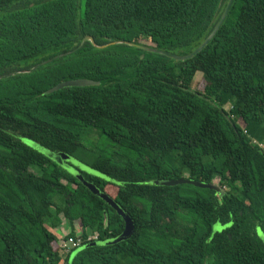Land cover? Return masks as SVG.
<instances>
[{
  "label": "trees",
  "instance_id": "16d2710c",
  "mask_svg": "<svg viewBox=\"0 0 264 264\" xmlns=\"http://www.w3.org/2000/svg\"><path fill=\"white\" fill-rule=\"evenodd\" d=\"M227 3L0 0V76L94 39L0 79V264H264V0H233L188 59L128 43L189 54ZM75 78L98 83L48 92ZM90 130L122 152L89 150ZM27 138L108 176L81 171L131 215V236L106 243L122 216ZM181 177L222 192L154 182ZM60 214L67 238L81 224L68 252Z\"/></svg>",
  "mask_w": 264,
  "mask_h": 264
},
{
  "label": "water",
  "instance_id": "95a60500",
  "mask_svg": "<svg viewBox=\"0 0 264 264\" xmlns=\"http://www.w3.org/2000/svg\"><path fill=\"white\" fill-rule=\"evenodd\" d=\"M233 3V0H228V3L218 21V23L216 24V26L214 27V29L212 30V32L206 37V39L191 53L189 54H176L173 52H169L166 50H162L159 48H156L154 46H150V45H145V44H137V43H131L128 42L130 44L136 45L140 48H143L145 50H149V51H154V52H158L161 54H164L168 57L174 58V59H180V60H184V59H188L191 58L193 56H195L197 53H199L208 43L209 41L213 38V36L215 35V33L217 32V30L219 29V27L221 26V24L224 22L230 8L231 5ZM87 40L94 42V39L91 35H86L84 37V39L82 40V42L73 50L58 54L56 56H53L47 60H44L38 64H36L35 66H33L31 69L28 70H18L16 72H10L7 73L5 75L0 76V79L3 77H9L12 76L14 74L17 73H22V72H28V71H33L35 69H37L39 66L52 61L58 57L64 56L66 54H69L77 49H79ZM119 41H111L107 44L104 45H100V47H105L107 45L110 44H116ZM141 57H143V55H141ZM98 82L95 81L94 79H90V78H75V79H68V80H64L61 81L59 83H57L56 85H54L52 88H50L48 90V92H53L55 90L64 88V87H68V86H88V85H94L97 84ZM29 140L35 144H37L39 146V148L41 149V151L47 155L49 158H51L54 162H56L57 164H59L60 166H62L64 169H66L68 172H70L71 174H73L80 182H82L92 193H94L95 195H98L99 197H101L103 200H105L110 206H112L118 214H120L123 219L125 220V225L130 226V224H133V231H134V221L133 218L131 217V215L121 207V205L117 202V200L111 196L110 194H108L107 192H105L103 189H101L97 184H95L92 181L87 180L81 171H87L88 169L97 171L95 169H93L92 167H90L89 165H86L85 163L79 161L78 159H76L75 157H73L72 155L62 152V151H53L50 150L46 147H44L43 145L35 142L34 140L31 139H26ZM99 172V171H97ZM101 173V172H99ZM102 175L106 176L105 174L101 173ZM107 179H110L108 176H106ZM156 184H160V185H177V184H183V183H188V184H193L195 186L201 187V188H213L217 191H221L222 189L219 185L215 184L214 182H203L201 180H196L190 177H181V178H173V179H158L154 181ZM133 233V232H132ZM131 233V234H132ZM119 236V235H118ZM116 236V237H118ZM131 236V235H130ZM115 238V237H114ZM128 238V237H127ZM126 239V238H125ZM113 238H110L108 240H106V243H115L121 240H115V242L112 241ZM123 240V239H122Z\"/></svg>",
  "mask_w": 264,
  "mask_h": 264
},
{
  "label": "rangeland",
  "instance_id": "374dc122",
  "mask_svg": "<svg viewBox=\"0 0 264 264\" xmlns=\"http://www.w3.org/2000/svg\"><path fill=\"white\" fill-rule=\"evenodd\" d=\"M202 84H203L202 76H200V74H197L195 79H194V82H193V87L194 88L195 87H201ZM240 122L242 123L243 121H240ZM24 141L27 144H29L30 146H32L33 148L41 151V149L39 148V146L37 144H35V143H33V142L29 141V140H26V139ZM83 142H84L85 146L89 150L94 151L95 154L102 153V154L113 155V152H115L117 154L122 152V150L119 147H117L116 145L112 144V142L108 141L105 137H103L96 130H90V131L86 132L84 137H83ZM89 153H91V152H89ZM117 154H114V155H116L117 157L121 156V155H117ZM83 157H86V156H83ZM83 159L86 161V160L89 159V157H88V159H85V158H83ZM87 172L90 173V174L96 175V176H100L102 178H107L106 176L102 175L101 173H99L97 171H94V170H91V169H88ZM110 181L114 182L113 180H110ZM213 182L215 184H217V185H220L218 177H216L213 180ZM112 189H114V186H112ZM54 197H55V200L57 202L61 201V197L60 196L55 195ZM60 217L62 218L63 223H61L60 226L56 229V232H58V234L60 236V239L58 241L59 247H60V240L64 239V236L65 237L68 236L69 231H70V226H69L68 221L65 219V216L63 214H60ZM80 225L81 224L79 222H76V224H75L76 231H78L77 237L79 236V233L81 232L80 231L81 230ZM132 229H133V224L132 223L130 224V226H127V227L125 225L124 230L119 234L118 237L113 238L112 241L115 242V240H122V239H125V238L129 237L131 235V233L133 232ZM72 248H74V247H71L70 250Z\"/></svg>",
  "mask_w": 264,
  "mask_h": 264
},
{
  "label": "built area",
  "instance_id": "2783aa9c",
  "mask_svg": "<svg viewBox=\"0 0 264 264\" xmlns=\"http://www.w3.org/2000/svg\"><path fill=\"white\" fill-rule=\"evenodd\" d=\"M98 238V234L96 232L91 233L88 235V240H94ZM82 243V238L80 235L77 237H65L64 239L60 240V248H62L65 252H68L71 247H76Z\"/></svg>",
  "mask_w": 264,
  "mask_h": 264
}]
</instances>
